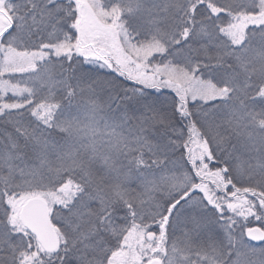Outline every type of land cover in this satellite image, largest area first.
<instances>
[{
  "label": "snow or ice",
  "instance_id": "obj_1",
  "mask_svg": "<svg viewBox=\"0 0 264 264\" xmlns=\"http://www.w3.org/2000/svg\"><path fill=\"white\" fill-rule=\"evenodd\" d=\"M0 264H264V0H0Z\"/></svg>",
  "mask_w": 264,
  "mask_h": 264
}]
</instances>
